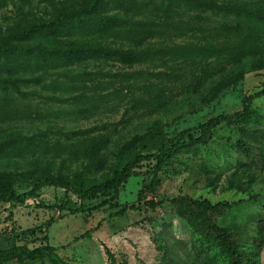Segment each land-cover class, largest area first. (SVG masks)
Here are the masks:
<instances>
[{
  "label": "rangeland",
  "instance_id": "1",
  "mask_svg": "<svg viewBox=\"0 0 264 264\" xmlns=\"http://www.w3.org/2000/svg\"><path fill=\"white\" fill-rule=\"evenodd\" d=\"M63 1L0 0V33L16 20L45 18L53 10L52 4L60 6ZM229 20L205 17L192 22L197 29L194 33L173 38L200 48L244 41L243 49H224L227 52L221 59L209 58L201 64L195 56L134 66L110 61L86 67L91 72L138 78L129 85L116 84L115 88L125 91L94 111L62 101L66 97L53 101L60 93L39 86L23 88L25 93L35 92L29 95L30 103L41 115L20 118L11 126L49 146L1 150L0 185L9 183L24 193L46 178L79 185L98 183L133 155L157 153L171 140H188V130L218 115L242 113L245 99L264 89V34H240L233 30L231 21L236 19ZM113 89L109 86L104 94ZM252 109L250 117L220 124L210 143L183 150L169 160L150 190L145 173L153 163L145 161L137 169L139 175L129 179L112 203L104 204L112 194L83 201L55 186L43 188L22 204L0 203V247L16 244L34 249L49 244L55 248L53 254L9 264H190L191 233L177 216L174 200L205 198L229 204L222 211L224 226L241 227L255 214H264V97L256 98ZM8 127L9 123L1 125L2 130ZM57 131L87 133L67 141L55 135ZM191 134L197 136L198 131ZM254 136L259 145L245 153L240 141H251ZM54 144L61 145L54 148ZM139 201H152L154 206L118 215L121 208ZM60 204L83 206L86 212L72 214L52 207ZM52 218L46 230L45 224Z\"/></svg>",
  "mask_w": 264,
  "mask_h": 264
},
{
  "label": "trees",
  "instance_id": "2",
  "mask_svg": "<svg viewBox=\"0 0 264 264\" xmlns=\"http://www.w3.org/2000/svg\"><path fill=\"white\" fill-rule=\"evenodd\" d=\"M254 1V0H246ZM233 0H65L60 6L55 2L53 10L42 19H19L0 33V151L37 149L44 146L41 139L26 135L21 128H14L13 122L20 118L30 119L41 115L33 108L29 95L22 89L32 85L41 89L60 93L53 101L62 100L70 105H81L87 111L108 105L115 95L125 91L115 88L116 84H131L136 77L128 74L119 76L88 71L90 65H103L114 62L126 66L138 64L166 63L170 61L199 58L207 63L209 58L221 59L228 48L231 51L240 44L225 42L222 47L195 45L186 46L173 38L194 33L193 21L200 22L205 17L219 16L230 21L235 18L233 30L243 34L247 31L264 34V0L257 4ZM190 21H185V17ZM234 46V47H233ZM227 49V50H224ZM198 52H203L202 54ZM194 58V59H196ZM78 67V70L76 68ZM170 81V78H169ZM113 91L104 94L108 87ZM78 93V94H77ZM127 95H125V98ZM264 97V89L245 99L244 111L236 115H218L188 130V140H171L161 151L152 154H136L129 157L114 170L112 175L101 182L79 185L61 178H46L36 181L32 188L19 193L12 184L0 185V203L22 204L36 197L47 186L65 189L83 201L98 197H112L104 204L112 203L120 190L132 176L139 175L138 168L145 161L153 163L145 175L150 190L153 179L158 176L164 165L183 150L206 145L212 141L215 129L235 117L252 116V104L256 98ZM2 123H9L2 130ZM58 130V128H57ZM60 130V129H59ZM87 131L62 132L55 135L73 141ZM59 145H53L57 148ZM259 145V138L240 141L246 152ZM45 146H49L48 144ZM77 146V144L75 145ZM61 148V147H60ZM37 151L31 152L32 155ZM142 206H154L152 201L138 202L124 206L118 215ZM175 211L191 233L192 254L190 264H264V214H255L243 226L236 224L224 226L220 220L224 216L227 203H212L208 199L177 198ZM60 211L85 213L83 206L68 208L65 204L52 206ZM53 218L45 224L48 230ZM256 225V227L254 226ZM55 248L49 244L31 249L27 245L13 244L0 247V264L14 260L36 259L44 253L53 254Z\"/></svg>",
  "mask_w": 264,
  "mask_h": 264
}]
</instances>
